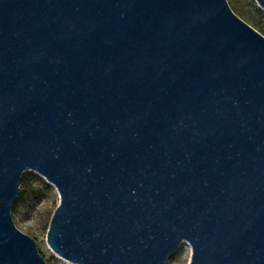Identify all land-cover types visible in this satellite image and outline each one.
<instances>
[{"label": "water", "instance_id": "water-1", "mask_svg": "<svg viewBox=\"0 0 264 264\" xmlns=\"http://www.w3.org/2000/svg\"><path fill=\"white\" fill-rule=\"evenodd\" d=\"M29 170L73 264H264V34L228 0H0V264H48Z\"/></svg>", "mask_w": 264, "mask_h": 264}, {"label": "rangeland", "instance_id": "rangeland-1", "mask_svg": "<svg viewBox=\"0 0 264 264\" xmlns=\"http://www.w3.org/2000/svg\"><path fill=\"white\" fill-rule=\"evenodd\" d=\"M233 10L245 21L255 27L264 26V9L256 0H228ZM30 180V187L24 200L12 208V215L17 227L25 234L37 240L42 255L48 264H73L57 255L47 242V233L53 214L60 203L57 189L48 183L39 173L25 172ZM191 246L183 243L179 250L170 256L166 264H189Z\"/></svg>", "mask_w": 264, "mask_h": 264}, {"label": "trees", "instance_id": "trees-1", "mask_svg": "<svg viewBox=\"0 0 264 264\" xmlns=\"http://www.w3.org/2000/svg\"><path fill=\"white\" fill-rule=\"evenodd\" d=\"M258 29L261 33L264 34V26L261 24V23H258ZM30 187V180H29V177L28 175H26L25 173L23 174V177H22V180H21V193L17 199V203H19L20 201L24 200L27 192H28V189Z\"/></svg>", "mask_w": 264, "mask_h": 264}]
</instances>
